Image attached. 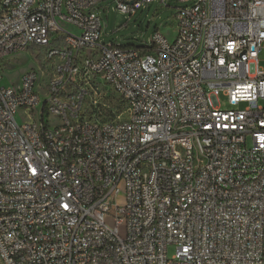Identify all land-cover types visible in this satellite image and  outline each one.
Instances as JSON below:
<instances>
[{
  "label": "built area",
  "instance_id": "built-area-1",
  "mask_svg": "<svg viewBox=\"0 0 264 264\" xmlns=\"http://www.w3.org/2000/svg\"><path fill=\"white\" fill-rule=\"evenodd\" d=\"M108 1L155 0H0V264H264V0L139 46L102 42Z\"/></svg>",
  "mask_w": 264,
  "mask_h": 264
},
{
  "label": "rangeland",
  "instance_id": "rangeland-1",
  "mask_svg": "<svg viewBox=\"0 0 264 264\" xmlns=\"http://www.w3.org/2000/svg\"><path fill=\"white\" fill-rule=\"evenodd\" d=\"M186 4L188 2L183 0H164V2L155 0L131 15L130 13L122 14L114 11L112 1L104 2L100 10L102 16V42L105 44L112 42L121 45H142L141 42H148L156 29L172 39L175 34L172 17L178 7ZM104 6H108L107 12H105ZM37 55H40L39 58L42 57L37 50H27L7 55L3 60V63H8L3 72L2 83L15 82L21 74L30 68H37L39 62ZM259 66L264 68V49L259 55ZM106 94L107 92L104 91L103 95ZM107 102L110 108L119 106L118 100L113 95L107 97ZM219 102L226 106L225 98L222 95L219 97ZM244 105L240 104L239 108H243ZM262 105H264V102ZM17 120L20 122L18 114ZM172 254L173 248L170 247L168 255L171 256Z\"/></svg>",
  "mask_w": 264,
  "mask_h": 264
},
{
  "label": "trees",
  "instance_id": "trees-1",
  "mask_svg": "<svg viewBox=\"0 0 264 264\" xmlns=\"http://www.w3.org/2000/svg\"><path fill=\"white\" fill-rule=\"evenodd\" d=\"M134 46H136V45H134ZM137 46H139V45H137Z\"/></svg>",
  "mask_w": 264,
  "mask_h": 264
}]
</instances>
